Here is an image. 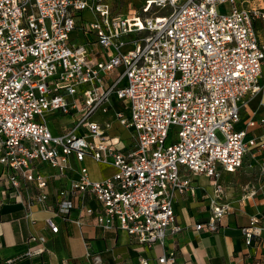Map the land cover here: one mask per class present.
<instances>
[{
	"label": "built area",
	"instance_id": "2783aa9c",
	"mask_svg": "<svg viewBox=\"0 0 264 264\" xmlns=\"http://www.w3.org/2000/svg\"><path fill=\"white\" fill-rule=\"evenodd\" d=\"M221 2L227 8L219 10ZM258 22L264 24V4L239 0H142L129 14L108 0H0V205L19 201L29 211L40 203L52 233L56 218L80 226L71 216L79 206L103 229L163 245L183 229L176 195H194L192 175L201 174L213 188L208 216L193 227L216 231L230 210L222 173L239 168L246 152L264 151ZM75 29L93 37L98 54L73 42ZM257 95L259 113L243 120ZM59 116L70 120L58 123ZM115 123L131 131V143L115 133ZM86 157L110 164L113 173L90 178ZM263 229L264 210L240 232L248 245ZM24 241L22 257L44 249H31L43 235ZM156 260L176 264L172 251Z\"/></svg>",
	"mask_w": 264,
	"mask_h": 264
},
{
	"label": "crops",
	"instance_id": "0c3cea01",
	"mask_svg": "<svg viewBox=\"0 0 264 264\" xmlns=\"http://www.w3.org/2000/svg\"><path fill=\"white\" fill-rule=\"evenodd\" d=\"M83 11L89 16L84 17ZM83 11V18L92 19L93 15L88 10ZM78 23L80 21L77 19ZM257 27L259 37L264 41L263 22H258ZM74 31L71 32L72 37ZM82 36V43L98 54L99 47L89 42L93 37L84 32ZM259 97L261 96L257 95L254 98ZM259 111L258 100L250 112L243 109V114H258ZM62 117L65 120L58 123L69 122V116ZM255 153L256 155L251 154V166L256 168L257 181L252 185L241 178L234 180L242 165L234 172L222 173L220 181L223 183L225 198L230 203V210L222 217L216 231L196 230L193 227L196 222L205 220L208 216L209 196L213 188L212 179L201 174L192 175L196 184L194 195H176L175 219L183 229L178 233L168 234L163 245L141 244L118 227L103 229L95 224L92 215L85 213L79 206L71 210V216L78 217L81 225L56 218L59 229L52 233L44 222L49 211L40 203L28 211L21 202L8 200L0 205V264H140V258H147L148 264H159L156 257L164 251L174 253L176 264H264V229L248 245L240 232L241 226L248 223L250 216L258 215L264 210V175L259 172L264 151ZM85 160L90 178L102 179L114 171L110 164L92 161L90 158ZM99 165H106L110 170L100 172ZM201 176L206 179L205 182L200 181ZM56 184L57 181H51L50 186ZM252 187L257 189L256 194L246 195V191ZM30 234L45 237L41 244L31 243V249L37 245L44 249L29 257H22L27 247L24 239ZM8 259L13 262H7Z\"/></svg>",
	"mask_w": 264,
	"mask_h": 264
},
{
	"label": "rangeland",
	"instance_id": "374dc122",
	"mask_svg": "<svg viewBox=\"0 0 264 264\" xmlns=\"http://www.w3.org/2000/svg\"><path fill=\"white\" fill-rule=\"evenodd\" d=\"M239 1H240V3H242L244 5L261 6L262 4H264V0H239ZM108 2L111 3L112 9L114 11H116L120 14L121 13L122 14H129V13L133 12V10H135L136 6L139 5L142 2V0H108ZM225 8H227V3L221 2L218 4L219 10H223ZM82 15L84 17L89 16L87 14V12H84V11H83ZM262 31L264 32V28L262 29ZM73 42H75L76 44L83 42V36H82L81 29H79V30L77 29L74 31ZM263 73H264V63H263ZM260 98L261 97L256 98V99L253 98V99L249 100L248 105H246V109L250 112L253 109V107L256 105L258 100H260ZM99 116H100V113L98 112V113H95L93 115V118H98ZM246 116H247L246 114H242L243 120L245 119ZM47 118H50V117L47 116ZM64 120H65L64 117H62V116L58 117L59 122H62ZM115 125H117V123H115ZM48 126H49L50 130H53V131H56V129H58V126L55 123L54 119H51V118L48 119ZM238 126H242V125H238ZM115 133L120 134L121 140L124 143L129 144L132 142L131 131L127 127L118 126L116 128ZM218 136L221 138L219 132H218ZM88 158H90V157H86L87 160H88ZM252 160H253V156L251 155V153L246 152V155L244 156V159L242 162V166L239 168L236 176L234 177V180L241 178L242 180L246 181V183H249L250 185H252L253 183H255L257 181V174H256V170H255L256 168L251 166ZM92 161H94V160L92 159ZM83 163L85 164V166H87L86 160ZM98 170L100 172L101 171L106 172V171H109L110 168L106 165H104V166L99 165ZM200 181L205 182L206 179L201 176Z\"/></svg>",
	"mask_w": 264,
	"mask_h": 264
}]
</instances>
